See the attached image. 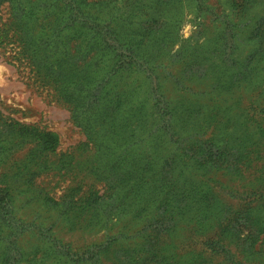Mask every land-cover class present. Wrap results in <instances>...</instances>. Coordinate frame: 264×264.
Masks as SVG:
<instances>
[{
  "label": "trees",
  "instance_id": "16d2710c",
  "mask_svg": "<svg viewBox=\"0 0 264 264\" xmlns=\"http://www.w3.org/2000/svg\"><path fill=\"white\" fill-rule=\"evenodd\" d=\"M229 1L228 13L215 14L222 20L215 37L206 38L209 49L199 45L207 27L198 23L190 41L196 43L176 70L169 48L181 6L193 5L198 13L208 0H0V13L9 7L6 35L17 45L18 59L68 109L89 154L85 162L57 157L56 133L8 125L31 147L28 161L0 179V264H119L121 257L133 258L128 264H176L181 257L171 242L179 228H196L213 211L223 218L213 224L222 233H231L224 227L234 223L258 230L243 251L225 241L203 242L207 252L197 254L202 264H264V192H250V202L233 209L206 188L205 178L215 172L240 180L264 152V128L251 130L245 117L253 109L264 123V97L243 107L264 72V11L251 12L252 0ZM252 41L255 47L240 61L239 46ZM221 112L223 127L214 135L210 124ZM12 143L0 142V158L14 153ZM75 170L102 188L84 190L78 183L58 197L36 188L45 174L75 178ZM18 191L49 216L23 220ZM133 194L141 200L138 216L132 214ZM118 210L132 215L134 234L107 237L77 254L57 234L59 225L70 223L72 230L102 228L106 214ZM139 249L146 256L132 257Z\"/></svg>",
  "mask_w": 264,
  "mask_h": 264
},
{
  "label": "rangeland",
  "instance_id": "374dc122",
  "mask_svg": "<svg viewBox=\"0 0 264 264\" xmlns=\"http://www.w3.org/2000/svg\"><path fill=\"white\" fill-rule=\"evenodd\" d=\"M252 1L251 12L258 13L264 11V0ZM229 2V0H208L204 9L198 13H196L197 11L193 5L184 3L181 6L182 15L179 17L181 22L178 27L173 30L174 41L169 48H172L170 57L172 59V64L176 66V70L183 67V63L188 60V58L186 59L185 57L184 59L186 60L183 62V57L196 43L190 41H194V37L199 33L198 23L207 27V29L204 27L201 28L203 37L199 40V45L205 46L206 50L209 49L208 46H211V44H209L211 42L206 38L212 39L215 37L217 33L215 27L218 26L222 20V17L219 19L215 14L221 13L224 10H227L226 13H228L231 9V3ZM247 9H249V6L245 8V10ZM9 16V7L5 5L2 7L0 13V115L3 117V121H0V142H13L12 144L16 146V150L14 153L4 154L5 157L0 158V179L11 178L16 173L17 169L28 161L31 147V144L25 142L24 138L17 139L13 135V130L8 126L9 124H16V127H19L18 125H25L40 131L56 133L60 138V148L57 152V157L71 155L77 157L79 162H85L89 154L84 151L83 145L86 142L84 133L76 127L68 109L56 101L57 99L53 92L37 83L28 68L18 59V47L8 38L11 36L10 33L8 37L6 35L9 30L7 26L10 23ZM195 22H197V24H195ZM255 43L256 41H252L251 46H239L241 54L239 55L240 61L244 62L245 58L255 47ZM211 51L212 53L208 54L209 56L213 54L214 49ZM263 76H261L256 85L251 86L250 90L246 93L247 97H245L243 107H249L252 104L251 102L264 97ZM252 108H256V106L254 105ZM249 112L250 115L245 114V117L248 119L251 130L256 132L264 128V123L260 122L259 118L255 116L258 111L249 109ZM221 114L222 112L220 113V117L218 116L214 119L212 124H210V131L213 132L214 135L223 127ZM244 130L245 128L242 132H244ZM249 132L250 130L248 134ZM191 133L194 134L192 131ZM261 149H263V147ZM258 151L262 150L258 149ZM256 157H258V160L255 161V169L250 170L245 176L241 177L240 180L236 179L234 180L235 182H232V175L228 174L226 171L215 172L205 178L207 181L206 188H212L217 199L223 205L232 207L233 209H243L245 204L250 202V198H248L250 192L259 191L261 194L264 192V152ZM74 173L76 174L75 178L55 176L54 173L45 174L37 179L35 183L36 188L43 194L48 193L50 196L55 197L62 195L66 191L67 186L77 185L78 183L85 186L84 190H87V188L93 185L96 189L102 188L101 185H96L94 180L84 170ZM227 186H233V189H228ZM15 195H17V211L23 220L30 221L38 217L44 220L49 216V214H46V210L41 208L42 206L40 203H28L29 197L27 193L18 191ZM133 195L136 199V202H133L136 205L131 207V209H133L132 214L138 216V214L142 212L138 203L141 200L136 194ZM117 213L116 215L115 212L113 215L107 213L102 228H84L85 226H83L84 229L72 230V228H70L72 226L70 223L67 225H59L57 234L64 243L72 245V254H77L80 249L85 250L94 244L105 242L107 237L124 236V234L130 233L131 235L134 234V232L138 230V225L132 221V215L126 217L125 214H121L119 210ZM219 216V212L213 211L212 216L209 214L207 221L202 218V222L198 224L196 228H179L176 239L171 242L174 246H177L176 252L179 253L181 257L176 264H202L197 254L198 252H207V248H204L202 244L207 240L225 241L231 244L233 249L236 250L239 248V251L245 250L244 248L250 245V242L245 244V241L249 234L254 235L257 233L258 227L255 224L250 223V227L245 228L234 223L230 225L232 226L231 228L225 226L228 225L227 222L224 224V228H230L231 233H222L219 228L217 229L215 227L216 225H213L215 224V220H223V218H218ZM251 216L254 218L256 216L255 212L251 214ZM173 219L174 217L172 220ZM230 219L227 217L228 221ZM45 222L47 224L51 223L49 220ZM180 223L184 225L183 222ZM26 250H30V245H27ZM167 250L171 251L172 249ZM131 252L133 253L132 257L135 258H144L146 256V252L140 249L139 251ZM136 252L138 254H136ZM131 260L127 262L126 258L122 259L121 257L119 259V264H128ZM35 264L42 263L37 262ZM45 264L53 263L49 260Z\"/></svg>",
  "mask_w": 264,
  "mask_h": 264
}]
</instances>
